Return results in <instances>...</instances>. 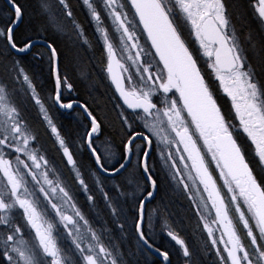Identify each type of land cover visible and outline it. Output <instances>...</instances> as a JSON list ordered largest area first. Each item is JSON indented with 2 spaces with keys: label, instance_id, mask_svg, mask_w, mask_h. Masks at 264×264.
<instances>
[{
  "label": "snow or ice",
  "instance_id": "snow-or-ice-1",
  "mask_svg": "<svg viewBox=\"0 0 264 264\" xmlns=\"http://www.w3.org/2000/svg\"><path fill=\"white\" fill-rule=\"evenodd\" d=\"M0 264H264V0H0Z\"/></svg>",
  "mask_w": 264,
  "mask_h": 264
},
{
  "label": "flooded vegetation",
  "instance_id": "flooded-vegetation-1",
  "mask_svg": "<svg viewBox=\"0 0 264 264\" xmlns=\"http://www.w3.org/2000/svg\"><path fill=\"white\" fill-rule=\"evenodd\" d=\"M102 75V74H101ZM183 204L186 206V204H187V201H183ZM175 209H179V210H181L182 211V209H181V205L178 203L177 205H176V207L174 208V211L176 212V210ZM184 215H186V217L188 218V220H190V226H188V227H185V231L187 232V233H190L191 235H192V237H193V239H196V235H195V231H194V229H195V225H196V221H195V219L194 218H192L191 216H190V214H188V213H185L184 212ZM193 220V221H192ZM194 222V223H193ZM208 259V257H205V260H207Z\"/></svg>",
  "mask_w": 264,
  "mask_h": 264
},
{
  "label": "trees",
  "instance_id": "trees-1",
  "mask_svg": "<svg viewBox=\"0 0 264 264\" xmlns=\"http://www.w3.org/2000/svg\"><path fill=\"white\" fill-rule=\"evenodd\" d=\"M98 54V53H97ZM100 90L101 91H104V86H103V84H101L100 85ZM82 91H83V94L85 95V97H87V91H88V89L87 88H85V87H83V85H82ZM176 210V213L178 214V216H181V217H184V219H183V223H184V226L185 227H188V226H190V220H188V218L186 217V215H184V212L183 211H181V210H179V209H175ZM193 221V220H192ZM194 223V222H193ZM196 223V222H195Z\"/></svg>",
  "mask_w": 264,
  "mask_h": 264
},
{
  "label": "rangeland",
  "instance_id": "rangeland-1",
  "mask_svg": "<svg viewBox=\"0 0 264 264\" xmlns=\"http://www.w3.org/2000/svg\"><path fill=\"white\" fill-rule=\"evenodd\" d=\"M83 87H85V88H87V89H88V87H90V85H87V86L83 85ZM65 243H67V242H65Z\"/></svg>",
  "mask_w": 264,
  "mask_h": 264
}]
</instances>
